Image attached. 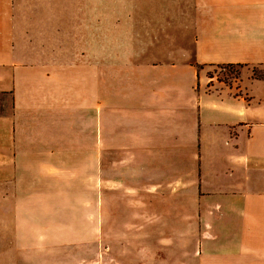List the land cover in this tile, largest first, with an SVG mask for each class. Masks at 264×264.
Listing matches in <instances>:
<instances>
[{
  "label": "rangeland",
  "instance_id": "rangeland-1",
  "mask_svg": "<svg viewBox=\"0 0 264 264\" xmlns=\"http://www.w3.org/2000/svg\"><path fill=\"white\" fill-rule=\"evenodd\" d=\"M89 5L90 0H14V36L34 33L44 40L54 39L50 25L55 20L57 25L61 15L66 17L67 63H89V56L85 57L91 45L83 32L90 25L91 13L82 8ZM178 6L180 10L171 12H131V20L135 26L139 18L143 20L148 35L169 36L172 24L186 23L188 18L192 23L190 17L195 12ZM99 15L100 22L109 16L112 28L121 26L123 13ZM160 24L162 27H153ZM176 28L173 26V30ZM99 46L104 53L100 68L108 61L113 67L117 62L135 61L177 69L172 72L176 78L162 75L157 85L154 79L160 77L145 79L148 89L161 86L173 90L176 96L167 106L159 100L138 104L134 99V104L128 95L135 85L130 83L126 89L123 77H112L110 101L117 104L115 108L104 106L106 90L100 91L97 168L94 158L91 164L90 156L78 143L74 155L67 156L65 172L52 168L49 179L34 172L28 180L33 184L26 188V180L25 187L22 182L14 183V157L1 161L0 214L4 216L0 215V264H264V212L259 213V220H252L253 203L241 199L254 185L249 184L247 190L226 189L235 187L230 184L245 172L233 166L235 170L228 174L230 165L224 161L225 154L243 153L250 143H258L249 140L244 125L232 128L209 124L222 115L198 111L193 106L192 98L199 94L195 91L202 89L196 82L192 96V69L186 65L194 61L191 52H181L191 45L148 42L112 44L109 49ZM36 47L41 52L47 48ZM107 51L111 54L108 61ZM138 52L141 56L135 58ZM193 67L208 79L206 91L212 94L204 101L217 98L220 88L242 95L248 90L253 95L249 103L264 111V85L252 79L264 80V66L194 63ZM108 118L127 121L110 123ZM108 133L112 138L119 137V142H123V136L136 139L139 147L147 148L146 153L113 154L107 146ZM198 150L200 154L195 157L189 154ZM51 159L52 166L59 161V157ZM177 176L183 177H179V183ZM187 178L192 180L191 185L195 179V185L176 186ZM14 191L23 198L16 197ZM206 194L215 197L206 200L202 198ZM226 203L233 211H224ZM252 235L258 237L254 242Z\"/></svg>",
  "mask_w": 264,
  "mask_h": 264
},
{
  "label": "crops",
  "instance_id": "crops-1",
  "mask_svg": "<svg viewBox=\"0 0 264 264\" xmlns=\"http://www.w3.org/2000/svg\"><path fill=\"white\" fill-rule=\"evenodd\" d=\"M179 4L186 7L189 12H195L190 17L192 23L188 18L186 23L172 24L169 30L172 34L169 36L148 35V26L143 20L138 19V26L131 20V12H171L174 9L180 10ZM60 6L64 8L62 4ZM82 8L90 10L91 13L90 25L84 27L83 32L84 36L89 38V41L86 38V42L91 45L90 53L85 57L89 56L90 61L68 64L65 51L66 17L59 15L57 25H54L56 20L55 23L49 24L51 29L54 28V39L47 37L44 40L34 33L27 37L20 34L14 36V0H0V157H2L0 162L8 156L14 157V183L22 182L25 187L26 180L27 188L33 184L28 180L34 172H41L43 177L48 179L52 168L65 172L67 156L74 155L78 143L83 145L84 154L90 156L91 164L94 158L96 168L98 167L100 91L106 90L107 100L104 97V106L115 108L117 104L110 101L112 89L109 85L112 77H123V86L126 89L130 83L135 85L128 95L134 104V99L138 104L139 102L153 104L159 100L167 106L175 98L174 91L169 88L165 90L157 86L148 89V86H145L147 82L145 79L148 76L160 77L154 79L157 85L162 82V75L176 78L172 72H177V69L162 68V64L147 65V62L135 61L117 62L115 63L117 66L113 67V63L110 64L108 61L111 58L108 51L107 66L100 68V57H103L104 53L103 50L100 52L99 45H107L109 49L108 45L112 44L141 45L148 42L178 43L181 46L186 44L191 47L184 46L187 48H181V52H191L194 61L186 65L192 69L190 83L193 89L192 96L195 92L199 93L197 98L195 96L192 98L193 106L198 111L208 110L222 115L209 121V124L232 128L244 125L249 140L258 143L255 146L250 143L249 148L243 153L225 154L224 161L230 165L228 174L234 167L245 172L244 177L230 184L235 187L226 189L239 187L247 190L249 184L256 187L253 186L252 191L241 199L243 203L246 199L253 203L251 218L259 220V213L264 212V111H261L262 107L259 109L249 103L253 95L248 90L242 95L233 93L230 89L220 88L217 98L204 101L212 94L206 91L208 79L205 80L202 71L196 70L193 65L229 63L264 66V0H90L89 7ZM104 12L123 13L122 21L119 22L121 26L118 29L112 28L109 16L100 22L99 13ZM49 25L44 27L48 28ZM161 25L153 27L156 29L162 27ZM173 26L177 28L173 30ZM189 27L192 30L190 35ZM37 44L46 47L56 46L52 49L47 47L41 52V49L36 47ZM160 52L164 54L163 51ZM140 56V52L135 54V58ZM252 79L264 85V80ZM196 82L201 91L194 90ZM105 86L106 88H102ZM107 120L110 123L112 120L118 123L127 121L119 118ZM107 146L108 150H114L113 154L124 156H139L145 154L144 150L147 149L139 147V141L136 139L123 136V142H119V137L112 138L109 133ZM189 154L195 157L200 152L198 150ZM51 157H59V161H54L57 164L54 163L52 166ZM11 161L13 162V158ZM179 177L176 178L177 183L180 182ZM193 181L195 185V179ZM191 182L192 180L187 178L185 182L176 186H193ZM14 195L23 198L19 193ZM213 197L215 194L202 195L206 200ZM241 199L236 202H240ZM218 208L220 210L221 207ZM225 210L233 211L230 203H226ZM234 211L237 213V209ZM251 237L253 242L258 239L257 235ZM257 255L259 256L258 251Z\"/></svg>",
  "mask_w": 264,
  "mask_h": 264
}]
</instances>
